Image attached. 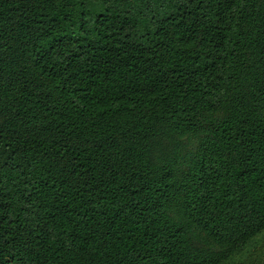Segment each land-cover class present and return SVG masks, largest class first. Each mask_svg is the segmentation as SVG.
I'll use <instances>...</instances> for the list:
<instances>
[{
    "label": "trees",
    "instance_id": "trees-1",
    "mask_svg": "<svg viewBox=\"0 0 264 264\" xmlns=\"http://www.w3.org/2000/svg\"><path fill=\"white\" fill-rule=\"evenodd\" d=\"M264 216V0H0V264H223Z\"/></svg>",
    "mask_w": 264,
    "mask_h": 264
},
{
    "label": "snow or ice",
    "instance_id": "snow-or-ice-1",
    "mask_svg": "<svg viewBox=\"0 0 264 264\" xmlns=\"http://www.w3.org/2000/svg\"><path fill=\"white\" fill-rule=\"evenodd\" d=\"M218 255L223 264H264V216L253 218L245 229L230 235Z\"/></svg>",
    "mask_w": 264,
    "mask_h": 264
}]
</instances>
